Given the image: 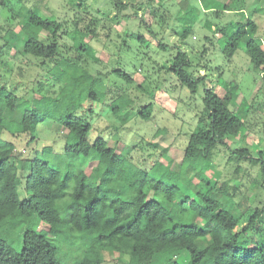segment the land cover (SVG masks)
<instances>
[{
    "label": "trees",
    "instance_id": "1",
    "mask_svg": "<svg viewBox=\"0 0 264 264\" xmlns=\"http://www.w3.org/2000/svg\"><path fill=\"white\" fill-rule=\"evenodd\" d=\"M128 6L125 0H115V15L131 16L123 14ZM83 13L88 20L78 14L69 24L28 11L21 26L25 38L22 53L42 60L41 66L53 60L49 73L62 84L56 95H41L28 105L20 121H9L3 110H13L17 99L0 85V264H65L58 258L59 247L48 242L47 234L85 246L71 264H102L101 251L127 254V264H179L174 259L182 252L185 264H264V204L241 210L235 202L238 189L226 182L211 184L203 171L215 147L224 146L236 160L257 166L264 184L263 153L254 156L245 148H230L224 141L245 126V119L230 107L235 85H226L223 96L212 87L205 88L203 125L190 133L183 150L168 153L173 158L179 153L177 171L159 163L143 170L109 147L106 138H88L91 124L79 111L84 102L103 99L97 89L100 79L60 52V40L70 35L72 27L88 34L96 29L99 19ZM256 29L251 19L236 22L221 52L231 57L243 42L253 68L264 73V46L255 36ZM186 32L181 31V37ZM11 39V34L4 38L9 48ZM189 66L188 54L177 50L166 70L194 93L202 78L188 72ZM115 74L130 80L120 70ZM114 101L110 110L118 114L124 103L121 98ZM151 111L149 103L136 116L146 120ZM45 118L59 121L65 129L62 152L46 149L16 164L14 146L2 140V133H29ZM168 150L163 149L166 155ZM90 161L95 166L85 173L83 166ZM235 173L240 177L239 168ZM194 178L201 183H194ZM178 182L195 197L184 194ZM196 220L203 221L205 228Z\"/></svg>",
    "mask_w": 264,
    "mask_h": 264
},
{
    "label": "rangeland",
    "instance_id": "2",
    "mask_svg": "<svg viewBox=\"0 0 264 264\" xmlns=\"http://www.w3.org/2000/svg\"><path fill=\"white\" fill-rule=\"evenodd\" d=\"M114 1L2 0L0 85H5L17 99L13 110L4 108L3 116L9 121H20L34 99L41 95L54 96L62 86L49 73L53 60L41 66L42 60L22 53L25 38L21 26L27 12L36 11L42 18L52 17L67 23L78 14L88 20L85 12L99 19L93 34L72 27L70 35L60 40V52L100 79L97 89L104 94L103 99L86 101L79 111L91 124L90 141L96 136L106 138L109 147L143 170L159 163L177 171L180 155L173 158L168 153L183 150L190 133L203 125L200 117L205 88L212 87L217 95L223 96L226 85L231 83L235 87L230 107L245 119V126L236 135L226 136L224 141L230 148H245L254 156L261 151L264 156V73L253 68L243 42L231 57L221 52L226 36L235 30V23L246 19L256 23L255 36L264 46V0H125L129 6L123 14L131 15L129 17L115 15ZM79 4L82 7H78ZM183 30L187 32L181 37ZM9 34L12 35L10 48L4 42ZM158 41L166 46L158 47ZM80 45L85 50L81 51ZM177 50L188 54V72L202 78L194 93L166 70ZM115 70H120L130 80L117 76ZM117 98L124 104L115 114L110 109ZM149 103L152 104L150 118H138L137 110ZM158 130L164 133L158 135ZM64 135L65 129L59 121L45 118L29 133L12 135L4 131L1 138L13 144L12 155L18 164L46 149L62 152ZM167 147L166 155L163 149ZM213 153L203 167L207 180L211 184H233L238 189L235 202L241 210L261 207L264 184L258 167L236 160L224 146L215 147ZM95 163L84 164L85 173H89ZM237 168L240 177L235 176ZM197 179H193L194 183ZM178 186L184 194L195 197L181 182ZM244 220L241 219V224ZM196 221L205 228L203 221ZM19 231L23 232V227ZM47 240L59 247L58 258L65 264H71L85 251L82 244L61 242L51 234H47ZM101 253L102 264L128 262L127 254ZM174 260L185 264L186 254L179 253Z\"/></svg>",
    "mask_w": 264,
    "mask_h": 264
}]
</instances>
